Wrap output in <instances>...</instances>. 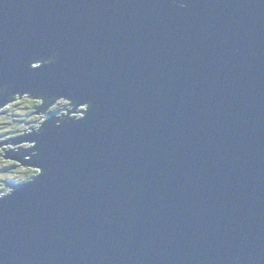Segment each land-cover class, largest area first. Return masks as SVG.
<instances>
[{"label":"water","instance_id":"1","mask_svg":"<svg viewBox=\"0 0 264 264\" xmlns=\"http://www.w3.org/2000/svg\"><path fill=\"white\" fill-rule=\"evenodd\" d=\"M24 96L0 264H264V0H0Z\"/></svg>","mask_w":264,"mask_h":264},{"label":"rangeland","instance_id":"2","mask_svg":"<svg viewBox=\"0 0 264 264\" xmlns=\"http://www.w3.org/2000/svg\"><path fill=\"white\" fill-rule=\"evenodd\" d=\"M26 96L24 97H19V98H15L13 99L12 101L10 102H7L6 104H4L3 106L0 107V142H2L3 140H7L6 138L8 137H14L16 135H24V134H27V133H30L31 130L35 129L34 126H33V122L34 121H37V124L35 123V126L38 125V128H39V125L41 124L42 122V119H39L38 120V112L34 111L35 113H33V115H30L29 117L31 119H33V122H29V121H26V119L28 118L26 116L27 114V109H24L22 104H28V109L31 108V105H33L32 103L36 100H41V102H39V106L42 104V99L40 97H38L36 100H33V102L31 103H28V101H25V102H22V104H13L16 101H19V99H25ZM36 103H38L36 101ZM58 102L52 104L49 108H57V104ZM37 105V106H38ZM59 106L60 107H64L66 109L68 108H71V106L68 104V106L66 105V102L64 101V99H61L59 101ZM85 108V106H79L76 108V111L72 114L74 116H81V110ZM42 115V114H41ZM37 128V129H38ZM9 138V139H10ZM21 145H23L24 147L23 148H26L28 146H31L33 145V142H26V143H22ZM21 145H11V144H3L0 146V152H3L2 150H7L9 148H17ZM9 159H6L4 158V156L0 155V167L7 163ZM20 167V170H14V171H10V172H4V173H1L0 172V190L3 186V181L7 178H11V179H14V178H22L24 176V174H28L26 173V167L24 166H18ZM25 168V170H24ZM32 169L35 170V172H32V174L36 175L37 172H39L38 169L36 168H33L31 167ZM0 194H2L0 192Z\"/></svg>","mask_w":264,"mask_h":264},{"label":"trees","instance_id":"3","mask_svg":"<svg viewBox=\"0 0 264 264\" xmlns=\"http://www.w3.org/2000/svg\"><path fill=\"white\" fill-rule=\"evenodd\" d=\"M15 98H17V97H15ZM37 99V98H36ZM36 99H33V98H30V97H27L26 96V98L25 99H19V101H16L15 100V102L13 103V104H15V105H17V104H22V102H25V101H28V103H32L33 102V100H36ZM12 101V100H11ZM36 101L38 102V103H36ZM36 101H34L32 104L33 105H31V108L30 109H28V104H22V106H23V108L24 109H27V114H26V116L28 117L27 119H26V121H29V122H33V119H31L29 116L30 115H33V113H35L34 111L37 109V108H39V102H41V100H36ZM65 102H69V101H65ZM38 105V106H37ZM65 113V112H64ZM62 115H64V114H62ZM38 120L39 119H42V115L41 114H38ZM35 123L37 124V121H34L33 122V126L35 127ZM37 126V125H36ZM9 138L10 137H8V138H6L7 140H3V141H8L9 140ZM2 151H5V150H2ZM0 155H2L3 156V152H0ZM15 164H14V162L13 161H10V160H8L7 161V163H5V164H3L1 167H0V172L1 173H6V172H12V171H14V170H20V167H17V166H14ZM24 170H25V168H24ZM26 173H28V174H24V176L22 177V178H19V179H17V178H14V179H11V178H7V179H5L4 181H3V186H2V188H1V190H0V192L1 193H6L7 191H8V189H9V186L11 185V184H13V183H17V182H22V181H26V180H29V179H31L33 176H34V174H32V172H35V170L34 169H32L31 167H27L26 168ZM7 182H10V184H9V186H7Z\"/></svg>","mask_w":264,"mask_h":264},{"label":"bare ground","instance_id":"4","mask_svg":"<svg viewBox=\"0 0 264 264\" xmlns=\"http://www.w3.org/2000/svg\"><path fill=\"white\" fill-rule=\"evenodd\" d=\"M30 98H33V99H36V98H38V97H30ZM61 99H64V100H66V101H69L68 99H66V98H64V97H60L58 100H61ZM69 105L71 106V108H68V111H69V114H68V116H72V117H81L82 115H83V109L81 110V116H74V115H72L75 111H76V108L77 107H79V106H85V104H80V105H76V104H74L71 100L69 101ZM58 108H64V107H60V106H58ZM36 112H38V113H40V114H42V122H43V120H45V115H44V113L43 112H40V111H36ZM45 112V111H44ZM38 128V127H37ZM37 128H35V129H37ZM16 136H20V135H16ZM15 137V136H14ZM11 138H13V137H11ZM26 142H29V141H22V142H20V143H17V144H11V145H21L22 143H26ZM20 147H24L23 145H21V146H19V147H17V148H20ZM10 150H14V148H9ZM9 149H7V150H9ZM20 165L21 166H26V165H24V164H22L21 162H20Z\"/></svg>","mask_w":264,"mask_h":264},{"label":"flooded vegetation","instance_id":"5","mask_svg":"<svg viewBox=\"0 0 264 264\" xmlns=\"http://www.w3.org/2000/svg\"><path fill=\"white\" fill-rule=\"evenodd\" d=\"M59 101H60V100H57V101H56V102H58V103H57V104H58V105H57V108H58V106H59ZM64 101H66V100H64ZM56 102H55V103H56ZM68 104H69V102H68V103L66 102V105H67V106H68ZM62 114H65V113H64L63 110L61 109V110H60V115H59V116H62ZM37 127H38V125L35 126L34 128H37ZM18 149H19V148H14V150H18ZM9 160L14 162V164H15L14 166H17V167H18V166H21L19 161H16V160H14V159H9ZM24 167L27 168L28 166H24ZM9 184H10V182H7V186H9ZM8 190H9V189H8Z\"/></svg>","mask_w":264,"mask_h":264}]
</instances>
